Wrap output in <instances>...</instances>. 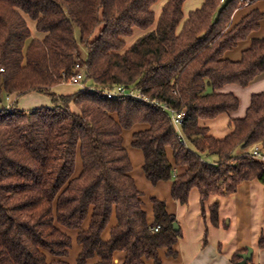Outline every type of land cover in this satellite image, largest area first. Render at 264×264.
I'll list each match as a JSON object with an SVG mask.
<instances>
[{
  "label": "trees",
  "instance_id": "1",
  "mask_svg": "<svg viewBox=\"0 0 264 264\" xmlns=\"http://www.w3.org/2000/svg\"><path fill=\"white\" fill-rule=\"evenodd\" d=\"M160 1L0 0V95L41 92L53 102L27 111L16 101L0 110V264H71L74 239L67 230H78L77 264L96 256L97 264H113L120 250L123 264H162L159 250L166 246L177 255L176 216L153 197L149 222L131 175L123 133L138 123L150 125L133 141L144 153L147 179L173 180L172 196L181 203L195 187L204 205L211 195L234 193L244 180L264 181V162L248 150L264 144V92L252 95L225 138L200 121L239 109L238 96L223 86H247L264 72V37H254L238 61L225 57L259 28L264 13L257 9L233 23L238 8L257 0H204L189 14L187 0H167L159 15ZM25 15L44 38L33 37ZM80 43L88 49L90 87L51 92L81 58ZM116 83L136 87L148 100L107 98L103 89ZM163 105L186 111L185 140ZM167 147L185 172L176 173ZM218 206L211 205L216 224ZM114 216L111 236L103 239ZM241 254L232 257L235 264Z\"/></svg>",
  "mask_w": 264,
  "mask_h": 264
},
{
  "label": "crops",
  "instance_id": "2",
  "mask_svg": "<svg viewBox=\"0 0 264 264\" xmlns=\"http://www.w3.org/2000/svg\"><path fill=\"white\" fill-rule=\"evenodd\" d=\"M167 0H161L155 7V11L160 15L162 5ZM204 0H187L184 6L185 13L189 14L190 10L199 8ZM257 9L264 13V0H257L252 4H246L237 9L233 23L236 24L245 15ZM36 25H37V21ZM34 22V23H35ZM259 28L253 30L244 40L238 41V45L225 53V57L238 61L242 53L252 44L254 37H264V18L260 20ZM138 34L142 32L137 31ZM59 87H54L51 92L58 94H69L77 89L62 92ZM222 91L233 92L240 99L239 109L223 114L212 119H201V124L210 128V133L217 138H225L234 129L233 120L244 117L251 105V98L254 93L264 92V72L258 75L249 85L242 87L240 84H226ZM243 92L245 98H242ZM8 96L5 93L0 95V110L8 108V105L17 101V107L20 110L31 111L40 106H52V99L48 94L41 92H29L22 97ZM7 97L8 102H5ZM150 125L138 123L132 129L124 130L123 136L126 149L130 154L133 171L131 175L135 178L136 184L142 191V200H144V209L147 212L149 222L155 220L153 197L166 201L167 210L174 214L182 229V235L175 244L177 251L176 256L168 254V247L159 250V257L162 264H235L232 257L237 252H247L249 248L253 249V259L251 264H264V246L261 239H264V181L257 179L244 180L238 189L229 195L219 196L211 195L203 205L200 198V191L197 187L192 189L189 195L188 203H181L173 198L172 187L173 180L160 181L153 184L147 179L143 164L144 153L141 149L133 147L135 132L146 130ZM127 130H129L127 132ZM132 147V148H131ZM254 147L248 148L250 151ZM141 150V152H140ZM237 153L243 151L238 148ZM140 152V153H139ZM167 153L170 161L174 164L176 173H183L187 170L186 166L175 164L174 152L171 147H167ZM215 157L210 156L209 160ZM81 163V160H78ZM264 162V160H262ZM82 167V164H81ZM218 202L219 221L216 224L212 218L211 205ZM117 223L114 216L110 225L104 230L103 239H109L111 236L110 228ZM88 224L85 225L87 227ZM74 239L70 256L67 258L69 263L77 264L76 259L81 251V246L76 242L78 230H67ZM126 258V252L117 251L114 255L113 264H123ZM99 258L89 259L88 264H97ZM147 264H155L153 259L146 260Z\"/></svg>",
  "mask_w": 264,
  "mask_h": 264
},
{
  "label": "built area",
  "instance_id": "3",
  "mask_svg": "<svg viewBox=\"0 0 264 264\" xmlns=\"http://www.w3.org/2000/svg\"><path fill=\"white\" fill-rule=\"evenodd\" d=\"M86 70H87V64L83 61H76L75 66L73 67L72 72L69 74V76L64 73L63 76L65 78L63 83L69 84H78L81 86L82 89H85L87 87H90L89 84L86 82ZM103 93L107 98L110 99H116L120 97H136L140 100H148V97L142 92L141 90L137 89L134 86H127L121 83H116L112 87H107L103 89ZM11 97L8 96V99ZM14 103H11L8 105V107H11ZM165 106L166 109H168L171 112L172 120L175 123L177 130L179 131L180 135L182 136V123L183 119L186 115V111H176L175 109L170 108L167 105ZM183 137V136H182ZM184 139V137H183ZM185 140V139H184ZM252 156L256 159L264 160V144L258 143L253 149ZM159 226H155L154 230L158 231Z\"/></svg>",
  "mask_w": 264,
  "mask_h": 264
},
{
  "label": "rangeland",
  "instance_id": "4",
  "mask_svg": "<svg viewBox=\"0 0 264 264\" xmlns=\"http://www.w3.org/2000/svg\"><path fill=\"white\" fill-rule=\"evenodd\" d=\"M25 17L27 18L28 20V23H29V26H30V29H31V32L33 33V37L34 38H37V37H40V38H44L45 37V34L43 33H40L38 30H36V22L34 20H32L31 18H29L27 15H25ZM35 22V23H34ZM99 32V31H98ZM76 35H77V38L79 39L80 37V32L78 30V28H76ZM98 35V33H96V35L94 37H96ZM80 47H81V58H78L77 60L79 61H83L84 62V59L87 57L88 55V49L87 47H85L84 44H81L80 43ZM232 84H235V83H232ZM61 86L59 87V90L62 91V92H69V90H73L74 88H79L81 87L80 85L78 84H67V83H61L60 84ZM237 86V84H235ZM242 86V85H241ZM55 87H58V86H55ZM244 87V86H242ZM5 98V102L7 103L8 100H7V97H4ZM49 98L52 99V97L49 95ZM242 98L244 99L245 98V93L243 92L242 94ZM53 103V102H52ZM75 109V108H74ZM77 110V109H76ZM129 130H127L128 132ZM125 147L126 145H128V143H124ZM134 147V146H133ZM132 148V147H131ZM135 148V147H134ZM137 150H139V148H136ZM141 152V150H140ZM139 152V153H140ZM142 153V152H141ZM79 162V161H78ZM76 171L77 172H80L81 171V163H78L77 164V167H76Z\"/></svg>",
  "mask_w": 264,
  "mask_h": 264
},
{
  "label": "water",
  "instance_id": "5",
  "mask_svg": "<svg viewBox=\"0 0 264 264\" xmlns=\"http://www.w3.org/2000/svg\"><path fill=\"white\" fill-rule=\"evenodd\" d=\"M175 229L179 230L177 223H175ZM240 256L243 260L239 264H251L250 261L253 259V249L249 248L247 252H243Z\"/></svg>",
  "mask_w": 264,
  "mask_h": 264
}]
</instances>
